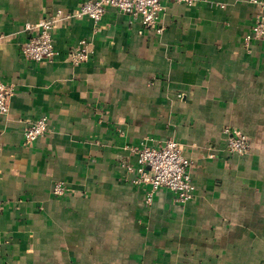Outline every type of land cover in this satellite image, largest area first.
<instances>
[{"label":"crops","instance_id":"crops-1","mask_svg":"<svg viewBox=\"0 0 264 264\" xmlns=\"http://www.w3.org/2000/svg\"><path fill=\"white\" fill-rule=\"evenodd\" d=\"M83 0H0V264H264V41L244 40L250 0L162 2L159 26ZM61 9L53 61L21 54L25 21ZM86 39L88 59L71 47ZM180 94V95H179ZM47 115L31 145L28 121ZM242 130V156L224 127ZM177 140L195 196L131 181L141 142ZM56 180L68 186L55 197Z\"/></svg>","mask_w":264,"mask_h":264},{"label":"built area","instance_id":"built-area-1","mask_svg":"<svg viewBox=\"0 0 264 264\" xmlns=\"http://www.w3.org/2000/svg\"><path fill=\"white\" fill-rule=\"evenodd\" d=\"M163 1L165 0H83L72 15L87 16L97 22L103 17L107 7H114L123 13L140 18L142 25L161 32L163 27L159 26L158 19ZM174 1L189 5L194 4L196 0ZM205 1L212 4L211 0ZM250 1L257 5L258 11L249 30L244 35V40L264 41V0ZM68 16L61 9H57L49 16L35 22L25 21L21 28V31L26 34L20 48L21 54L34 61L55 60L59 55V50L53 42V29L57 22ZM2 38L3 34L0 32V40ZM90 52L86 39H81L78 46L68 49L67 56L73 64H78L88 59ZM12 94L13 87L0 80V114L8 112L9 98ZM47 128V115H41L36 120L25 123L22 130L24 144L31 145ZM224 132L226 134L225 146L229 152L239 156L248 152L250 139L242 130L226 126ZM131 149L137 156L136 166L128 165L127 167L134 172L131 181L150 186L146 194L148 202L151 201L153 193L158 189L172 191L179 203H185L195 196V185L189 171L190 160L183 154L177 140L168 138L160 145L141 142ZM67 188L64 181L56 180L52 185L51 192L55 197H60L66 193Z\"/></svg>","mask_w":264,"mask_h":264}]
</instances>
